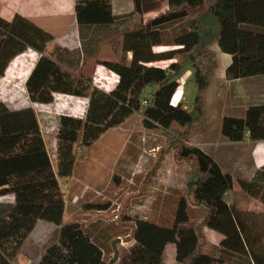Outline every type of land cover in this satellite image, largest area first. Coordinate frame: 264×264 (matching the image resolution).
<instances>
[{
    "label": "trees",
    "instance_id": "16d2710c",
    "mask_svg": "<svg viewBox=\"0 0 264 264\" xmlns=\"http://www.w3.org/2000/svg\"><path fill=\"white\" fill-rule=\"evenodd\" d=\"M114 0H75L80 30L106 28L118 19ZM138 20L124 33L130 64L101 62L119 77L116 89L104 92L93 78L77 74L46 53L54 36L34 21L17 14L0 16V81L11 63L29 49L40 57L25 85L31 103L50 105L57 94L87 100L83 118L61 115L56 133V165L47 148L36 109H20L0 102V264H29L23 247L39 222L58 227L55 241L36 264H110L104 248L84 225L66 218V197L60 180L73 177L80 155L109 131L135 114L147 131L162 132L180 163L191 165L185 193L171 226L142 218L133 224V245L114 264H164L168 246H175L176 264H264V212L244 210L229 203L235 179L199 147L182 143L205 117L204 94L219 69L212 46L231 56L228 81L264 76V0H133ZM167 6L166 10L163 7ZM157 13L154 19L145 16ZM155 47L175 49L155 53ZM172 62L167 68L150 66ZM193 67L198 87L196 102L186 108L172 103L179 77ZM176 127V130L174 129ZM223 134L232 143L264 141V103H254L245 117H226ZM151 178V177H150ZM238 184L250 198L264 205V167L252 180ZM205 216L191 225L190 207ZM103 210V209H100ZM223 236L209 245L206 231Z\"/></svg>",
    "mask_w": 264,
    "mask_h": 264
},
{
    "label": "rangeland",
    "instance_id": "374dc122",
    "mask_svg": "<svg viewBox=\"0 0 264 264\" xmlns=\"http://www.w3.org/2000/svg\"><path fill=\"white\" fill-rule=\"evenodd\" d=\"M166 9L167 6H164L163 10ZM211 48L218 56L219 69L204 94L205 117L202 127L192 131L190 137L182 143L201 148L225 173L234 177L235 188L228 196L229 203L240 209L262 213L264 205L243 192L238 181L252 180L257 168L259 170L264 167V163H259L252 156L264 151V142L259 144L230 142L223 134V121L226 117H245L247 109L254 103H264V93L258 92L259 90L264 92V76L238 82L228 81L226 70L231 57L223 54L216 45ZM28 55L32 57L31 63H33L32 59L39 58V54L34 50ZM97 62L101 63V61ZM193 72V67L189 64L179 77V80L185 83V102L189 107L196 102L198 96ZM18 78L0 84V102L12 108L30 105L23 78ZM177 97L178 93L174 98ZM87 103L83 98L73 100L56 95L53 104L35 107L54 165H56L54 155L59 117L69 114L83 118ZM132 123L136 132L129 133L125 129V131L114 129L94 146L81 153L74 173L76 177L74 190L67 188V183L62 181L66 179L61 180L69 202L66 218L77 220L84 225L95 241L104 248L109 263L116 255L114 243L120 257H123L133 245V224L128 219L148 218L167 226L172 225L177 203L186 195L185 181L191 169L189 163L178 161L176 152L170 149L171 141L167 135L162 132L147 131L140 128L137 122ZM174 129L176 130V127ZM172 187L177 190L173 191L172 196L165 197L167 193L170 195ZM76 195L80 196L78 200L75 198ZM11 200L9 197L2 199L3 202H11ZM75 200L77 209L73 212L71 203ZM205 214L203 208L192 210L190 212L192 225H197ZM42 233L44 235L41 237L40 233L37 236L39 240L32 241L34 242L32 247L29 246L30 250L34 248L39 250L40 254L44 253L57 236L55 230L47 228ZM206 236L209 245L214 248L223 239L221 234L211 230L206 231ZM38 260H34L32 264H36ZM165 261L166 264H176L170 250L165 253Z\"/></svg>",
    "mask_w": 264,
    "mask_h": 264
},
{
    "label": "crops",
    "instance_id": "0c3cea01",
    "mask_svg": "<svg viewBox=\"0 0 264 264\" xmlns=\"http://www.w3.org/2000/svg\"><path fill=\"white\" fill-rule=\"evenodd\" d=\"M75 6H76L75 0H0V16L5 18L6 20H12L17 14H19L25 18L34 21L41 28L50 32L54 36V40L51 43H49L46 53L52 58H54V60H56L59 64L71 70L72 72L77 74H83L86 77L93 78L95 86H97L99 89L103 90L104 92L110 93L116 89L119 83V77L117 74L107 69L103 64L98 63L97 61H101V62L110 61L114 63H119L123 58H125L128 64L132 62L133 54L131 52L126 53L124 51L123 35L126 29L133 27L136 21L138 20V16L133 15L134 2L133 0H114L113 2L114 15L118 19L114 24L106 28H99V27L84 28L82 31L80 30L79 24L77 22ZM157 16H158L157 13L149 14L145 16V20H148L147 18L154 19ZM31 50L32 49H29L27 52L17 57L11 63V65L9 66L6 72L5 77L0 81V84L3 81L9 82L10 79L19 77L18 79L23 78L24 84L26 85L31 72L33 71L39 59V58L37 60L32 59L33 63H31L32 57L28 55L30 54ZM153 50L155 53L169 51L167 47H155ZM171 63L172 62L170 61L161 62L157 64H151L150 66L167 68ZM231 63H232V58L230 59V63L228 61V67L230 66ZM178 82H179V88L176 92L178 93V97L177 99H175L174 96L172 103L174 105L181 103L184 104L186 108H188L189 105L186 104L185 102L186 100L185 83L181 82L180 80ZM258 92L261 94L264 93L263 90H259ZM57 95L69 97L73 100H75L76 98L78 99V97L69 96V95H62V94H57ZM28 100L30 102V105L28 106L35 108L36 106L40 105V104L31 103L29 97ZM15 109H20V108H15ZM72 116L78 117L75 115ZM141 120H142V116L139 114H135L124 124H122L121 126L115 129L117 130L125 129L129 133L136 132L135 129L133 128L132 122H137L140 128L143 129L144 127L142 126ZM56 133H57V129H56ZM244 142L246 143L251 141L249 139H246ZM262 142L264 141L257 142L255 144H259ZM55 143H56L55 144L56 146L55 153H56L57 140H55ZM54 156L57 159L56 154ZM252 156L259 163H264V151L258 154L255 153V155ZM62 181H64V183H67L66 184L67 188L74 190V188L76 187L74 182L76 181L75 174L73 175V177ZM62 181L60 180L61 187L63 190ZM80 187H78V190H80ZM174 190L177 189L172 187L171 192L169 193L170 195H168L167 193L165 197L172 196ZM80 192H84V191H80ZM7 197L12 199L11 202L2 201V199ZM7 197L0 198V203L14 202L13 196H7ZM65 197L67 203L65 216L67 217L69 210V202L67 200L66 194ZM75 198H77L78 200L80 196L76 195ZM76 202L77 201L75 200L74 202L71 203V209L73 212L76 211L77 209ZM192 210H195V207H190L191 212ZM142 219L150 220L148 218H142ZM190 224L192 225V222ZM46 228L51 229L52 231L55 230L57 234L58 227L54 225L46 224L44 222H39L33 234L27 240V242L23 247L24 253L27 254L30 258V264H32V262L36 259L40 260V258L44 255L46 251L45 250L44 253L40 254L39 250H36L34 248H32L31 250L29 249L30 245L32 247V243L37 242V240H39L37 236H39L40 233H41V237L44 235V233L42 232ZM220 242L221 240L219 241V244ZM168 250L171 251V256L175 260V246L174 245L168 246L166 252ZM165 262L166 261L164 255V264H166ZM243 264H253V263L251 260L246 259V261L243 262Z\"/></svg>",
    "mask_w": 264,
    "mask_h": 264
},
{
    "label": "water",
    "instance_id": "95a60500",
    "mask_svg": "<svg viewBox=\"0 0 264 264\" xmlns=\"http://www.w3.org/2000/svg\"><path fill=\"white\" fill-rule=\"evenodd\" d=\"M114 248H115L116 255H115V258L113 259V261L110 264L116 263L119 260V257H120V253H119V251L116 248V243H114Z\"/></svg>",
    "mask_w": 264,
    "mask_h": 264
}]
</instances>
